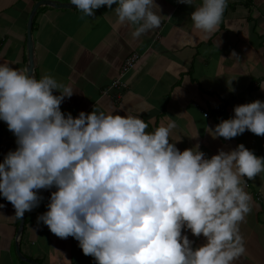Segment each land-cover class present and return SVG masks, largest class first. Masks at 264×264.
Masks as SVG:
<instances>
[{
	"label": "clouds",
	"instance_id": "obj_1",
	"mask_svg": "<svg viewBox=\"0 0 264 264\" xmlns=\"http://www.w3.org/2000/svg\"><path fill=\"white\" fill-rule=\"evenodd\" d=\"M70 3L86 17L108 6L120 24L134 26V38L162 23L156 0ZM178 3L194 6L193 27L208 35L228 7V0ZM74 93L51 73L36 78L28 67L0 63V120L17 145L0 162V195L14 216L39 207L40 190L55 189L38 225L75 238L96 264H236L246 252L240 225L252 212L245 177L264 173V156L243 143L210 158L199 143L181 151L170 139L178 126L170 116L152 131L138 114L120 115L116 108L74 117L61 110ZM209 129L213 138L246 130L264 136V101L234 106L233 116ZM187 230L203 243L194 247Z\"/></svg>",
	"mask_w": 264,
	"mask_h": 264
},
{
	"label": "crops",
	"instance_id": "obj_2",
	"mask_svg": "<svg viewBox=\"0 0 264 264\" xmlns=\"http://www.w3.org/2000/svg\"><path fill=\"white\" fill-rule=\"evenodd\" d=\"M39 1L71 4L70 0H0V63L27 67V24ZM156 3L162 23L139 38L131 35L134 26L120 24L106 5L96 9L94 17L84 16L76 6H40L32 24L33 75L51 73L72 84L75 93L65 98L61 110L74 117L94 107L116 108L120 115L138 114L152 131L167 124L170 116L178 125L170 139L181 151L199 143L210 158L221 148L228 151L243 143L264 156V136L246 130L231 139L213 138L209 129L233 116L234 106L264 101V0H228L219 29L211 35L193 27L194 6L178 0ZM154 10L159 12L158 7ZM132 54L139 61L125 77L126 90L119 97L116 92L102 95ZM206 113L209 118L203 116ZM15 140L1 121L0 162L17 147ZM245 179L252 212L240 225L246 252L236 264H264V173ZM47 203L44 198L39 207L25 212L21 255L37 264H96L75 238H60L42 222L38 225L37 217L47 211ZM0 204V264H25L16 253L21 219L14 216L11 202ZM186 234L194 247L204 241L190 230Z\"/></svg>",
	"mask_w": 264,
	"mask_h": 264
},
{
	"label": "water",
	"instance_id": "obj_3",
	"mask_svg": "<svg viewBox=\"0 0 264 264\" xmlns=\"http://www.w3.org/2000/svg\"><path fill=\"white\" fill-rule=\"evenodd\" d=\"M50 6L53 8H74L75 5L72 4H60L58 2H54V1H39L35 4V6L33 7L29 20H28V24H27V58H28V65L27 67L31 70V74H33L34 72V46H33V40H32V24H33V18L38 10V8L40 6ZM2 120H0L1 122ZM23 223H24V217L21 219L19 228H18V232H17V236H16V253L17 256L19 257V259L24 262L25 264H37L35 262H33L32 260H29L25 257H23L20 253L19 250V240L21 238V234H22V230H23Z\"/></svg>",
	"mask_w": 264,
	"mask_h": 264
},
{
	"label": "built area",
	"instance_id": "obj_4",
	"mask_svg": "<svg viewBox=\"0 0 264 264\" xmlns=\"http://www.w3.org/2000/svg\"><path fill=\"white\" fill-rule=\"evenodd\" d=\"M139 61V56H137L136 54H132L130 55L122 64L120 70H119V75L117 78H115L111 85L108 88H105L102 92V95H107L109 92H116V95H119L121 93H123L126 88H127V84L125 82V77L127 76V74L132 71L136 65L137 62ZM220 110V109H218ZM206 118H209V114L206 113L203 115ZM55 189L52 190H40L41 195L46 198L49 199L50 195H51V191H53ZM0 201L3 203H10L9 201L6 200V198H4L2 195H0Z\"/></svg>",
	"mask_w": 264,
	"mask_h": 264
}]
</instances>
